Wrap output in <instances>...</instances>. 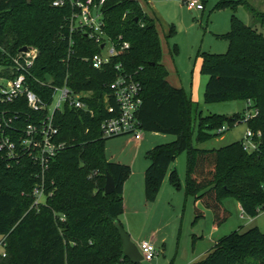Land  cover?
<instances>
[{
	"label": "trees",
	"instance_id": "1",
	"mask_svg": "<svg viewBox=\"0 0 264 264\" xmlns=\"http://www.w3.org/2000/svg\"><path fill=\"white\" fill-rule=\"evenodd\" d=\"M238 5L245 7L259 29L231 15L229 30L216 35L227 41L225 52L202 53L200 73L206 76L204 102L250 101L255 113L244 123L253 133L256 146L249 151L242 149L241 140L210 149L191 145V102L181 88L165 81L154 22L136 0L103 1L105 33L109 37L120 34L128 48L100 69L82 59L97 52L98 47L80 33L72 35L73 53L63 62L66 40L61 37L60 26L65 9L50 6V0H0V66L5 67H0V76L9 75V55L21 46H33L38 54L26 79L28 87L47 101L50 90L34 77H49L58 85L67 71L72 89L90 92L83 101L92 112L64 108L54 114L57 138L65 146L45 172V186L51 194L42 204L31 206L37 165L26 157L18 162L0 157V264H139L121 255L119 236L112 224L122 212L121 188L129 169L105 159L103 144L107 137H101L98 129L106 115L103 105H114L106 84L114 76L115 63H120L121 70L132 74L140 85L139 128L174 136L146 152V202L155 199L169 166L184 152L183 195L200 205L193 206V221L207 209L213 225L218 226L228 216L221 204L225 196H232L247 217L264 208V35L260 30L264 28V12L247 0H218L214 7L234 9ZM5 107L21 113L18 122H24V116L30 113L22 100ZM242 118L237 113H198L194 139L201 142L219 135L222 131L217 133L216 129L223 124L230 127ZM106 171L113 180V191L108 194L102 191ZM167 180L179 188L174 169L167 173ZM59 214L63 220H59ZM191 264H264V234L256 226L233 230L220 237L204 258Z\"/></svg>",
	"mask_w": 264,
	"mask_h": 264
},
{
	"label": "rangeland",
	"instance_id": "2",
	"mask_svg": "<svg viewBox=\"0 0 264 264\" xmlns=\"http://www.w3.org/2000/svg\"><path fill=\"white\" fill-rule=\"evenodd\" d=\"M218 0H199V7L188 10L179 0H136L143 13L154 22L159 45V62L165 71L164 79L169 86L181 88L192 105L191 145L197 148H218L233 141H240L246 130L244 122H234L225 127L221 134L196 142L197 114L244 115L252 108L244 99L216 102L203 101L206 76L200 73L202 53H223L227 47L224 34L229 30V19L233 15L243 24L258 27L257 21L244 6L234 9L228 6L215 8ZM256 10L264 12V0H247ZM264 35V28H260ZM240 119V118H239ZM238 120V119H237ZM141 141L132 135L107 137L103 144V154L107 161L119 162L129 169L126 182L143 184V170L146 166V152L154 145L174 139L173 135L139 130ZM255 141V140H254ZM138 142V143H137ZM256 143V141H255ZM179 180V188H174L164 175L158 193L145 212L125 211L119 221L129 239L137 246L147 240L154 246L157 254L149 261L140 260L139 264H191L204 258V253L213 242L233 230L244 231L252 226L264 234V208L253 217H247L238 209L232 196L221 199L228 216L218 226L213 225L211 212L202 209V217L193 221V201L184 198L183 183L185 153L180 152L171 164ZM184 198V201H183ZM195 205L200 207L198 201ZM155 240L151 241L149 235ZM1 251V246H0Z\"/></svg>",
	"mask_w": 264,
	"mask_h": 264
},
{
	"label": "built area",
	"instance_id": "3",
	"mask_svg": "<svg viewBox=\"0 0 264 264\" xmlns=\"http://www.w3.org/2000/svg\"><path fill=\"white\" fill-rule=\"evenodd\" d=\"M103 1L50 0V6L65 9L60 26L63 30L61 37L66 40L63 62H66L73 53L72 35L75 33L83 34L98 47L97 52L82 58L95 69H100L103 65L108 64L119 51L128 48V42L122 40L120 34L109 37L105 33L101 11ZM179 2L188 10L200 6L199 0H179ZM19 48L14 54L8 56L10 64L6 69L9 75L0 76V157L6 162H18L26 157L37 165L38 170L34 175L37 181L30 191L31 206H36L44 203L46 197L51 194V190L46 189L45 186V172L49 162L65 146V142L57 138L58 129L54 125V114L68 108L81 110L91 115V109L83 101L90 92L72 89L67 83V71L58 85L54 84L49 77L44 80L34 77L36 82L50 90L48 100L43 101L28 87L26 82L38 51L33 46H25L24 50H19ZM113 68L114 76L106 86L114 100V105L108 103L103 105L106 115L98 123L100 136L119 137L129 134L134 140H139L141 136L138 132L141 129L137 111L141 104L140 85L132 74L121 70L120 63H115ZM18 100H22L30 111L24 116V122H18L21 117L18 110L5 107V105H11ZM247 107H249V102ZM248 109L249 111L243 115V118L236 122H244L246 118L255 113L253 108ZM224 128L221 126L216 129V132L219 133ZM252 136L253 133L246 128L241 139L243 150L255 149L256 143ZM92 174H96V172H92ZM58 218L63 220V215L59 214ZM137 249L142 260L149 261L157 254L153 244L147 240H141Z\"/></svg>",
	"mask_w": 264,
	"mask_h": 264
},
{
	"label": "crops",
	"instance_id": "4",
	"mask_svg": "<svg viewBox=\"0 0 264 264\" xmlns=\"http://www.w3.org/2000/svg\"><path fill=\"white\" fill-rule=\"evenodd\" d=\"M226 116H229V115H226ZM141 141V138L138 140V142ZM137 142V143H138ZM147 159V157H146ZM175 160V159H174ZM173 160V162H174ZM172 162V163H173ZM171 163V164H172ZM148 164V159H147V163L146 165ZM146 167V166H145ZM144 167V169H145ZM171 169H174V168H171V165L169 166V169L167 172H169ZM144 171V170H143ZM129 176V175H128ZM128 176L126 177V179L123 181L122 183V188H121V203H122V213H124L125 211H128V212H131V213H140V212H145L149 207H151V204L152 202H146L144 200V197H143V184H139L137 181L135 182H126ZM158 193V192H157ZM192 198V197H191ZM183 201H184V198H183ZM192 201H193V205H195V202L192 198ZM238 205V203H237ZM238 209L239 208V205H238ZM119 217V216H118ZM118 221H119V218H118ZM120 222V221H119ZM121 224V223H120ZM122 226V225H121ZM149 238L151 241L155 240V238L153 237V235H149ZM218 240V239H217ZM215 240L213 242V244L217 241ZM212 248V247H211ZM211 249H209L207 252L204 253V255H206ZM1 252V251H0ZM205 257V256H204ZM167 264H170L167 263Z\"/></svg>",
	"mask_w": 264,
	"mask_h": 264
},
{
	"label": "water",
	"instance_id": "5",
	"mask_svg": "<svg viewBox=\"0 0 264 264\" xmlns=\"http://www.w3.org/2000/svg\"><path fill=\"white\" fill-rule=\"evenodd\" d=\"M25 46H21L19 50H24ZM103 193L108 194L113 191V180L111 175L106 171L104 173ZM112 224L117 231L120 240V252L129 262L136 263L142 260L137 246L129 239L128 234L123 230L118 220H113Z\"/></svg>",
	"mask_w": 264,
	"mask_h": 264
}]
</instances>
